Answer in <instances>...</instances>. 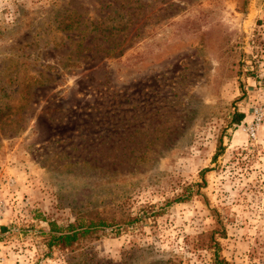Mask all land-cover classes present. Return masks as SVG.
Here are the masks:
<instances>
[{"label":"rangeland","instance_id":"1","mask_svg":"<svg viewBox=\"0 0 264 264\" xmlns=\"http://www.w3.org/2000/svg\"><path fill=\"white\" fill-rule=\"evenodd\" d=\"M216 219L264 264V0H0V264H214Z\"/></svg>","mask_w":264,"mask_h":264},{"label":"trees","instance_id":"2","mask_svg":"<svg viewBox=\"0 0 264 264\" xmlns=\"http://www.w3.org/2000/svg\"><path fill=\"white\" fill-rule=\"evenodd\" d=\"M243 114H236L233 117L234 122L239 123L243 119ZM202 171L201 175L203 177ZM199 186L200 183H197ZM189 197V193H182L178 197H175L173 200L176 202L186 201ZM48 229L40 230L42 236V242L47 246L48 249L58 248V249H70L73 250L77 244L82 239L88 238L97 234V232L107 225L104 218L99 216H87L79 215L75 220L66 226H59L56 222L48 220ZM7 229L6 226L2 225L0 231L3 232ZM225 235V229L223 224L216 219L215 229L210 232L211 239V250L213 252V263L214 264H231L220 254V243L216 240V236L223 237ZM98 237V235L96 236Z\"/></svg>","mask_w":264,"mask_h":264},{"label":"built area","instance_id":"3","mask_svg":"<svg viewBox=\"0 0 264 264\" xmlns=\"http://www.w3.org/2000/svg\"><path fill=\"white\" fill-rule=\"evenodd\" d=\"M251 132H252V129H251Z\"/></svg>","mask_w":264,"mask_h":264}]
</instances>
